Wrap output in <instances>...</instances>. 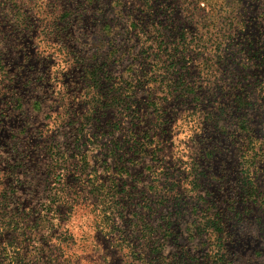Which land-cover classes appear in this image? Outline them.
Here are the masks:
<instances>
[{"label": "rangeland", "instance_id": "rangeland-1", "mask_svg": "<svg viewBox=\"0 0 264 264\" xmlns=\"http://www.w3.org/2000/svg\"><path fill=\"white\" fill-rule=\"evenodd\" d=\"M0 201V264H264V0H0Z\"/></svg>", "mask_w": 264, "mask_h": 264}, {"label": "trees", "instance_id": "trees-1", "mask_svg": "<svg viewBox=\"0 0 264 264\" xmlns=\"http://www.w3.org/2000/svg\"><path fill=\"white\" fill-rule=\"evenodd\" d=\"M2 204H3V201H0V205H2ZM2 209L3 208L0 207L1 213H2ZM1 219L4 222V226L15 227L16 229L22 230L23 233H26L28 231H31L32 229L38 228L40 225H42V222L44 221V220H42V217H41V218H39V222H38L39 225L27 224L26 222L24 223V221L21 220V216L18 215L16 212H14L13 214L10 215V219H8V218H5V219L1 218ZM64 237L59 239L60 243H62L63 241H66V239H68V238H64Z\"/></svg>", "mask_w": 264, "mask_h": 264}]
</instances>
